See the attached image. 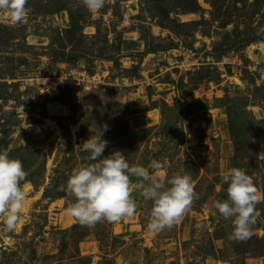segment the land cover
Listing matches in <instances>:
<instances>
[{
	"label": "rangeland",
	"instance_id": "374dc122",
	"mask_svg": "<svg viewBox=\"0 0 264 264\" xmlns=\"http://www.w3.org/2000/svg\"><path fill=\"white\" fill-rule=\"evenodd\" d=\"M191 1L203 12L164 15ZM26 8L16 24L0 11V151L27 173L15 230L0 217V264H75L77 251L88 264H241L232 220L212 204L228 199L222 173L243 170L259 196L252 236L264 241V0H106L95 15L83 0ZM102 131L104 158L120 151L165 184L192 177L178 224L147 231L153 204L136 176L132 217L88 227L68 215L67 181L97 162L82 144Z\"/></svg>",
	"mask_w": 264,
	"mask_h": 264
},
{
	"label": "clouds",
	"instance_id": "9594fccd",
	"mask_svg": "<svg viewBox=\"0 0 264 264\" xmlns=\"http://www.w3.org/2000/svg\"><path fill=\"white\" fill-rule=\"evenodd\" d=\"M105 3L106 0H83L84 6L93 15L104 8ZM26 4L27 0H0V11L9 13L10 22L16 24L26 17ZM103 131L82 144L83 149L90 153L88 159L97 162L72 171L66 191L75 202L67 209L68 215L88 227L102 220L115 223L132 217L137 204L131 196L130 177L136 176L148 181L139 187L143 199L153 204L147 231L158 234L178 224L196 196L192 177L188 174L172 176L167 179L166 186L157 176L149 177L144 167H131L120 151L104 158L108 141L103 139ZM148 167L156 171L162 165L152 160ZM26 176L20 160L0 151V217H3L5 232L15 230L24 207L26 193L21 182ZM221 181L228 185V199L213 201L212 207L223 218L232 220V239L246 240L252 235V226L261 215L256 208L259 196L253 179L243 170L229 168L222 173Z\"/></svg>",
	"mask_w": 264,
	"mask_h": 264
},
{
	"label": "trees",
	"instance_id": "16d2710c",
	"mask_svg": "<svg viewBox=\"0 0 264 264\" xmlns=\"http://www.w3.org/2000/svg\"><path fill=\"white\" fill-rule=\"evenodd\" d=\"M214 1H216V0H214ZM188 4H189V2H186V3L181 2L180 4H178L176 6L175 4L170 3L169 4L170 6H168L169 10L165 11L164 15L169 16L171 12H174V11L177 12V10L179 11L181 9H183L186 12L188 11V13H194V12L202 13L203 12L202 9L199 7L198 3L191 1V4L190 5H188ZM59 8H64V6L59 7ZM74 23L75 22L73 19V24ZM73 28H75V27L73 26ZM255 38H257V37H255ZM127 132H128V129H127V131H125V133H127ZM53 181H55V180L52 179V182ZM227 187H228V185L226 187H224V185L222 186L223 193H222V195H220L221 199L228 197ZM52 188H53V186L50 185V187L47 188V190H45L46 196H48L50 194ZM61 196L69 198L68 194H63ZM256 206H259V205H256ZM78 228H79V224L74 226L71 230L73 232V231H76ZM216 236H217V238L221 237L219 235H216ZM84 237L85 236H82L81 239L83 240ZM234 241H235L234 246L236 248V254L242 260L241 264H246L244 258H246L247 256H251V257H259V256L262 257V256H264V241H263V239L260 240V239L256 238L254 235L253 236L251 235L246 240H234ZM70 260L75 264H88L87 263L88 259L82 257L78 251L76 252L75 255L70 257Z\"/></svg>",
	"mask_w": 264,
	"mask_h": 264
},
{
	"label": "bare ground",
	"instance_id": "6f19581e",
	"mask_svg": "<svg viewBox=\"0 0 264 264\" xmlns=\"http://www.w3.org/2000/svg\"><path fill=\"white\" fill-rule=\"evenodd\" d=\"M51 110H52V112H58L59 108L53 106V107H51ZM59 112H60V111H59ZM59 112H58V113H59Z\"/></svg>",
	"mask_w": 264,
	"mask_h": 264
}]
</instances>
